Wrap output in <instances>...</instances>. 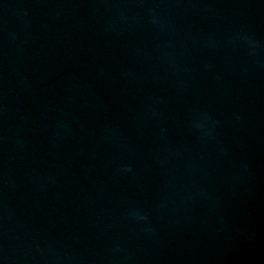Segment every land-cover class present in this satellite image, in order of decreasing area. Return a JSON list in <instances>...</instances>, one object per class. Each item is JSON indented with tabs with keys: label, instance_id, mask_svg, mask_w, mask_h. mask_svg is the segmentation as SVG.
I'll list each match as a JSON object with an SVG mask.
<instances>
[{
	"label": "water",
	"instance_id": "water-1",
	"mask_svg": "<svg viewBox=\"0 0 264 264\" xmlns=\"http://www.w3.org/2000/svg\"><path fill=\"white\" fill-rule=\"evenodd\" d=\"M0 264H264V0H0Z\"/></svg>",
	"mask_w": 264,
	"mask_h": 264
}]
</instances>
